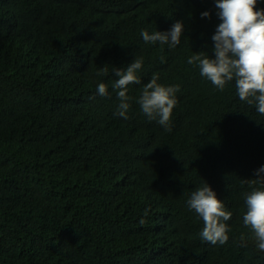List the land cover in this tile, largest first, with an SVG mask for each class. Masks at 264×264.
Returning <instances> with one entry per match:
<instances>
[{
  "label": "trees",
  "instance_id": "1",
  "mask_svg": "<svg viewBox=\"0 0 264 264\" xmlns=\"http://www.w3.org/2000/svg\"><path fill=\"white\" fill-rule=\"evenodd\" d=\"M217 11L216 0H0V264H264L242 219L264 115L234 81L219 91L187 63L215 58ZM177 21L174 49L140 35ZM135 58L141 84L123 119L113 70ZM153 74L180 87L170 131L136 102ZM205 182L233 214L224 245L200 238L187 203Z\"/></svg>",
  "mask_w": 264,
  "mask_h": 264
},
{
  "label": "clouds",
  "instance_id": "2",
  "mask_svg": "<svg viewBox=\"0 0 264 264\" xmlns=\"http://www.w3.org/2000/svg\"><path fill=\"white\" fill-rule=\"evenodd\" d=\"M260 2L262 0H216L217 16L221 23L211 38L215 58L199 52L192 55L187 63L198 67L200 76L219 91H224L226 85L234 81L239 100L254 106L258 114L264 115V8H257ZM201 15L208 17L210 14L203 12ZM183 28V23L177 21L169 31L149 34L147 30H142L140 35L145 43H159L174 49L181 42ZM164 62L161 57V63ZM142 66V58H135L126 69L113 70L115 76L119 77L112 85L114 90H118L117 115L123 119H128L129 102L133 99L128 95L129 86L141 84L137 73ZM101 74L106 75L107 70L98 73ZM158 80V75L153 74L150 81L142 86L136 102L150 121L155 120L170 131L172 113L178 104L176 93L180 87L164 86ZM96 91L100 96L109 95L108 87L103 82L98 83ZM254 175L256 179L246 181L251 191L244 193L242 219L243 226L252 233L257 250L264 252V188L254 187L258 181L264 182V166L255 170ZM187 203L189 209L194 210L203 221L200 238L212 245L226 244L231 230L227 221L231 220L233 214L226 210L216 192L205 182L192 191ZM144 223L145 220L141 219L140 224Z\"/></svg>",
  "mask_w": 264,
  "mask_h": 264
}]
</instances>
